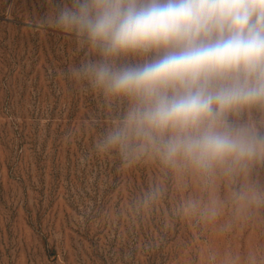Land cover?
<instances>
[{"label": "rangeland", "instance_id": "374dc122", "mask_svg": "<svg viewBox=\"0 0 264 264\" xmlns=\"http://www.w3.org/2000/svg\"><path fill=\"white\" fill-rule=\"evenodd\" d=\"M70 3L0 0V264H264V159L102 147L131 101L74 71L99 57L55 23ZM230 119L264 134L262 107Z\"/></svg>", "mask_w": 264, "mask_h": 264}, {"label": "clouds", "instance_id": "9594fccd", "mask_svg": "<svg viewBox=\"0 0 264 264\" xmlns=\"http://www.w3.org/2000/svg\"><path fill=\"white\" fill-rule=\"evenodd\" d=\"M55 23L98 54L77 74L127 97L104 148L153 150L203 170L264 159V134L231 120L264 108V0H71ZM138 56L142 62L118 63Z\"/></svg>", "mask_w": 264, "mask_h": 264}]
</instances>
